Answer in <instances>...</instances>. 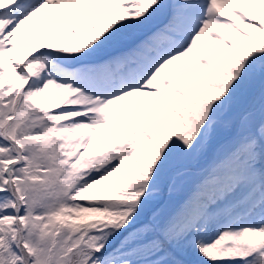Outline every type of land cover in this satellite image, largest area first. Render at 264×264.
Instances as JSON below:
<instances>
[{
	"label": "snow or ice",
	"instance_id": "obj_1",
	"mask_svg": "<svg viewBox=\"0 0 264 264\" xmlns=\"http://www.w3.org/2000/svg\"><path fill=\"white\" fill-rule=\"evenodd\" d=\"M0 264H264V0H0Z\"/></svg>",
	"mask_w": 264,
	"mask_h": 264
}]
</instances>
